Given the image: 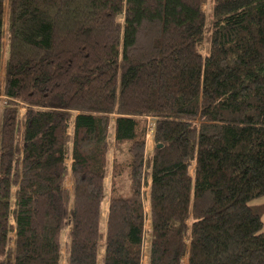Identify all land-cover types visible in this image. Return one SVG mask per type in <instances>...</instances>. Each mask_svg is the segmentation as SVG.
<instances>
[{"label":"trees","instance_id":"16d2710c","mask_svg":"<svg viewBox=\"0 0 264 264\" xmlns=\"http://www.w3.org/2000/svg\"><path fill=\"white\" fill-rule=\"evenodd\" d=\"M263 197L264 0H0V264H264Z\"/></svg>","mask_w":264,"mask_h":264},{"label":"rangeland","instance_id":"374dc122","mask_svg":"<svg viewBox=\"0 0 264 264\" xmlns=\"http://www.w3.org/2000/svg\"><path fill=\"white\" fill-rule=\"evenodd\" d=\"M210 5H211V1H208L207 3H205L204 5H203V7H202V9H203V11L205 12V13H207L208 12V10H209V7H210ZM2 45H3V50H2V60L4 61L5 60V58H6V49H7V44H6V36H5V38H3V41H2ZM204 45L203 44H201V45H199V50L201 51V53L203 54V55H205V53H206V49H205V47H203ZM23 113H25L24 112V108H22L21 107V109H20V115H22ZM150 120V119H149ZM153 126H154V123L152 122V121H150L149 122V127H150V132H149V134L147 135V138H146V141L148 142L147 143V148L148 149H150L151 147H152V145H153V140H152V134H153V131H154V129H153ZM150 137V138H149ZM109 142H110V140H109ZM111 151V150H110ZM111 153L109 152V159L111 158ZM111 160V159H110ZM67 164H69V161H68V163ZM122 182H123V185H122V187H123V190H125L126 189V186H127V182H126V178L124 177L122 180H121ZM70 182H71V178L70 177H68V181H67V187H68V189H69V187H70ZM109 186H110V177L108 176L105 180H104V188H106V195H108L109 194V191H110V188H109ZM264 202V197L263 198H260V199H257L256 201H255V203H257V204H261V203H263ZM104 210V206L102 207V211ZM105 211V210H104ZM107 213V212H106ZM262 227H263V231H264V214H263V216H262ZM146 245V244H145ZM144 245V246H145ZM144 249V248H143ZM147 250V247L144 249V251H146Z\"/></svg>","mask_w":264,"mask_h":264},{"label":"crops","instance_id":"0c3cea01","mask_svg":"<svg viewBox=\"0 0 264 264\" xmlns=\"http://www.w3.org/2000/svg\"><path fill=\"white\" fill-rule=\"evenodd\" d=\"M113 136V134H112ZM105 210V211H104ZM104 210H103V214H102V221L104 222L105 220V217H106V212H107V204L105 203L104 204ZM68 233H69V229H65L61 232L60 234V243L62 245V250H61V253H62V261H61V264H67V261H66V256H67V247H66V240L68 238ZM147 247V244L144 246V249ZM144 257H143V260H142V264H146V251H144ZM102 251L99 252L98 254V257H99V263L101 262V259H102Z\"/></svg>","mask_w":264,"mask_h":264},{"label":"bare ground","instance_id":"6f19581e","mask_svg":"<svg viewBox=\"0 0 264 264\" xmlns=\"http://www.w3.org/2000/svg\"><path fill=\"white\" fill-rule=\"evenodd\" d=\"M149 122L150 121H148V123H147V128L149 129V131H148V133L146 134V138H147V135L149 134V132L151 131L150 130V127H149ZM153 122V121H152ZM153 128H154V126H153ZM154 132V131H153ZM152 137H153V134H152ZM150 138V137H149ZM146 141V140H145ZM147 142V141H146ZM148 143V142H147Z\"/></svg>","mask_w":264,"mask_h":264}]
</instances>
